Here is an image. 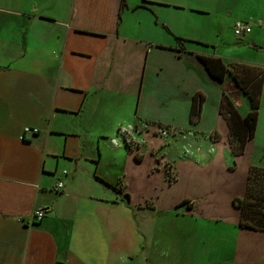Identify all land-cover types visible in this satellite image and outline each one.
Listing matches in <instances>:
<instances>
[{"label":"crops","instance_id":"crops-1","mask_svg":"<svg viewBox=\"0 0 264 264\" xmlns=\"http://www.w3.org/2000/svg\"><path fill=\"white\" fill-rule=\"evenodd\" d=\"M125 2L0 0V264H200L217 238L203 225L229 214L238 246L217 238L224 261L264 264V230L240 227L233 202L264 166V82L235 156L221 101L246 116L250 98L200 58L264 68V0ZM237 19L251 32L238 36ZM181 178L190 191L174 195Z\"/></svg>","mask_w":264,"mask_h":264},{"label":"trees","instance_id":"trees-1","mask_svg":"<svg viewBox=\"0 0 264 264\" xmlns=\"http://www.w3.org/2000/svg\"><path fill=\"white\" fill-rule=\"evenodd\" d=\"M126 0H123V5ZM182 39V38H179ZM201 60L206 65L209 73L221 81L227 74L237 83L240 88L250 98L251 110L246 116H242L228 95H224L220 105V112L226 118L230 131L231 148L235 156L244 153L245 147L256 132L257 117L264 82V68L254 66L249 63H236L229 68L220 57L200 55ZM205 95L198 93L192 100L190 121L196 122L202 115L203 102ZM129 197L127 193H124ZM234 205L240 208V227L264 230V166L251 165L246 185V192L241 197L233 200ZM42 220H39L40 222Z\"/></svg>","mask_w":264,"mask_h":264},{"label":"rangeland","instance_id":"rangeland-1","mask_svg":"<svg viewBox=\"0 0 264 264\" xmlns=\"http://www.w3.org/2000/svg\"><path fill=\"white\" fill-rule=\"evenodd\" d=\"M164 11L166 13H170L172 11H174L172 8H165ZM192 15L194 16H200V17H206V14H195V13H192ZM229 35H233L234 38H235V41L238 40L237 36L234 34L233 30H230L229 32ZM190 44V43H189ZM190 46H193L192 44H190ZM232 46H230L229 44L227 43H224L222 46H221V51L222 53L224 54L225 52H228L230 50H232ZM190 185H189V180L187 179H182L179 181V185L176 187L175 189V192L173 193L174 195H184L183 193L185 192V190L187 191H190ZM178 193V194H177ZM188 194H191L195 200H198L200 199V197L196 196V192L193 191V193L189 192ZM201 195V193H199ZM199 195V196H200ZM169 202V199L165 198V204H167ZM218 203L219 205L221 206L222 205V209H223V212L226 214L227 213V210H229V208L231 209V203H230V200H229V197L227 195H220L219 199H218ZM229 216V222L225 221V222H220L219 224H215L213 226H206V225H203V231H205L207 234H212L213 236L217 237L218 239H220L226 232L227 234V244L229 245L230 249H235L238 245H237V240L236 238L238 239V237H236V233H232L230 234V229H234L237 230L239 229L238 226H236V224L234 223V226L233 227V222L232 220H234L235 218L232 219V216L231 214L228 215ZM235 222V221H234ZM207 227H210L212 228V230H209ZM217 238H210L209 239V245H210V248H211V254L205 250H202V255L200 256V264H237L236 262H232V263H227L224 261L223 259V249H222V245H221V242L217 239ZM217 239V240H216Z\"/></svg>","mask_w":264,"mask_h":264},{"label":"built area","instance_id":"built-area-1","mask_svg":"<svg viewBox=\"0 0 264 264\" xmlns=\"http://www.w3.org/2000/svg\"><path fill=\"white\" fill-rule=\"evenodd\" d=\"M234 28V32L238 35V36H244L248 33L251 32L252 30V25H251V21H246V20H236L234 22L233 25ZM38 128L36 127H31V126H25L24 127V132L26 133H37L38 132ZM64 186V183L60 180L57 185H56V189H62ZM45 215V210L44 209H36V211L34 212V219H36V221L42 220L43 217Z\"/></svg>","mask_w":264,"mask_h":264},{"label":"water","instance_id":"water-1","mask_svg":"<svg viewBox=\"0 0 264 264\" xmlns=\"http://www.w3.org/2000/svg\"><path fill=\"white\" fill-rule=\"evenodd\" d=\"M58 264H62V263H58Z\"/></svg>","mask_w":264,"mask_h":264}]
</instances>
